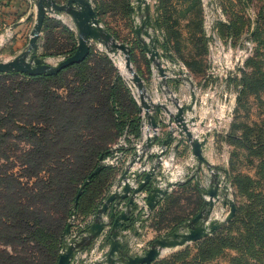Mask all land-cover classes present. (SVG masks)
Listing matches in <instances>:
<instances>
[{"label":"rangeland","instance_id":"rangeland-1","mask_svg":"<svg viewBox=\"0 0 264 264\" xmlns=\"http://www.w3.org/2000/svg\"><path fill=\"white\" fill-rule=\"evenodd\" d=\"M26 1L30 9L28 8L25 20H21L14 28H8L7 24L4 27L0 26V61L10 60L28 47L36 18V6L32 0ZM136 1L90 0L101 25L118 42L129 46L131 66L145 84L146 97L154 103L167 104L169 101L170 106L174 105L173 99L176 98L177 103L184 108V115L194 116L196 121L193 126H200L202 130L201 133H193L191 128L194 127H190L193 134L202 139L207 131L206 141L209 133H215L217 137L211 147L213 152L211 157L206 158L202 152L211 167L201 164L198 171H196L198 164L192 153L191 164L187 159L189 157L187 148L189 146L191 152V147L186 137L175 143L172 139L168 144L161 157L162 165L155 176L158 178L162 174L168 180L180 184L168 188L167 194L152 212L143 216L144 221H147L146 230L152 239L142 241L139 254L147 250L154 239L165 236L168 232L188 231L190 228L188 222L191 218L208 208V204L204 203L208 200V195L202 191L208 188L213 173H217L220 183L219 197L213 200L208 214L204 212L202 221L223 222L230 211L229 201L235 205L234 217L198 241L163 249L158 258L150 264L156 261H160V264H197L205 259L208 260L204 264H264V0H146L154 26L150 32L157 39L156 48L165 78L161 77L157 66L149 61V56L136 34V25L141 23ZM54 2L66 4L67 0ZM44 20L46 26L43 27L42 23L36 49L32 53L43 59V62L56 66L59 61L71 55L73 43L76 49L78 32L65 10L47 9ZM208 24L217 29V34L221 38L231 36L235 43L249 38L253 44L252 54L227 78L222 87L218 79L212 82L207 75L208 51L205 28ZM62 26L76 36L75 41L64 33ZM140 37L147 40L142 32ZM90 50L109 57L124 87L138 106L137 114L140 121V135L134 136L128 128L124 129L109 145L111 156L99 161V164L112 169L108 172V175L112 172V179L103 197L104 201L120 182L131 153L139 149L137 144L143 145L144 117L140 110L137 88L128 78V70L123 71L119 65L120 61L124 62V55L119 52L113 57L104 46L94 42L90 43ZM177 70L181 71V75L174 77ZM72 76L69 75V78ZM164 79L166 85L163 83ZM191 88L195 94V103L193 110L188 111L186 104L190 103ZM59 92L65 91L60 89ZM168 92L174 97L169 98ZM224 107L230 109V115L219 126L216 120L220 118V114L227 115ZM163 113L165 112L160 109V113L156 114L161 126L159 128L161 134H157L156 145L161 144L164 138L159 137L165 134L167 130L165 128H169L168 116L165 120L157 118ZM214 125L215 128L212 127ZM176 135L174 132L173 138ZM182 139L185 140L184 143L181 142ZM181 144L183 146L179 153L176 151L173 158L169 159V149L177 150ZM154 159L155 156L151 155L150 160ZM10 161L13 162L12 155ZM164 161L170 162V166L163 164ZM1 164L3 165L0 168L4 164L9 165L0 153ZM17 170L14 168V171ZM142 176L143 173L134 184ZM189 177L192 178L188 179ZM188 182H190L188 185H184ZM222 188L225 190L222 191ZM167 195L169 199L165 200ZM144 208L140 209L141 212ZM75 214L68 219L71 221L70 226L73 225L69 237L74 234L79 240L86 232L83 230L79 232L77 228L89 227L88 222H85L86 218L91 215L89 221H93L95 212L84 218H77ZM3 248L5 247L0 244V249Z\"/></svg>","mask_w":264,"mask_h":264},{"label":"trees","instance_id":"trees-1","mask_svg":"<svg viewBox=\"0 0 264 264\" xmlns=\"http://www.w3.org/2000/svg\"><path fill=\"white\" fill-rule=\"evenodd\" d=\"M137 112L109 57L92 50L57 74L0 73V153L9 163L0 168V264H57L80 185L124 129L140 135ZM110 169L102 166L84 186L77 218L99 208Z\"/></svg>","mask_w":264,"mask_h":264},{"label":"water","instance_id":"water-1","mask_svg":"<svg viewBox=\"0 0 264 264\" xmlns=\"http://www.w3.org/2000/svg\"><path fill=\"white\" fill-rule=\"evenodd\" d=\"M32 3L36 6V18L30 33L28 47L12 59L0 61V73L12 71L29 75L57 74L61 69L83 61L89 54L91 42L100 44L104 46L106 51L113 57L118 55L119 52L124 55L125 67L131 74L130 79L137 88L141 104L140 110L143 112V117L146 120L142 129L148 127V130H151V134L145 135L143 145L140 146L139 149L133 150L131 153L129 162L121 174L120 182L116 188L107 195L101 206L96 210L93 221L89 224L86 233L83 234L79 240H76L75 237H69L71 221H68L64 230V240L57 264H73L75 254L90 246L106 227L109 229V249L103 260L95 261L92 264H150L158 258L163 249L198 241L220 228L223 222L231 220L235 215V205L229 201L230 211L223 222L210 221L204 223L202 221L204 212L208 214L213 205V200H217L219 197L218 186L220 183L217 179V173L212 172L213 176L208 188L202 191L203 194L208 195V200L204 201L205 204H208V208L201 210L191 218L188 222L190 228L187 232H168L165 236L154 239L149 248L142 254H128V250L125 248L120 238L123 237L128 228L134 229L133 225L135 222L141 223L144 221L143 216L152 212L161 199L167 194L168 188L180 184V182L168 180L162 174H160L158 178L155 176L157 170L162 165L161 157L164 155L168 144L171 143L174 132L177 133V141H180L183 137H186L188 140L191 153L198 164L196 171H198L201 164H205L209 168L211 167L202 154L206 136L200 139V137L191 132L190 127H194L193 125L196 120L194 116L188 117L184 115V108L177 103L176 98L173 99L174 105H172L176 111L172 112L169 108L171 105H169V101L167 104L154 103L146 97L145 84L131 66L129 46L125 43L118 42L113 35L101 25L90 0H67L66 4H57L54 0H32ZM51 8L57 11H67L78 32V42L75 51L59 61L56 66L43 62V59L38 57L35 53H32V51L36 49V41L42 27L45 13L47 9ZM136 9L141 17V23L138 24V26L136 25L135 28L136 34L139 36L142 48L149 56V61L157 66L161 77L165 78V72L160 67L159 54L156 48L157 39L150 32L154 26L149 15V3L146 0H137ZM141 32L147 40H143V38L140 37ZM174 81L176 82L177 80ZM163 83L165 85L167 84L165 79ZM168 93L169 98L174 97L170 92ZM194 103L195 94L191 88L190 103L186 104V110L192 111ZM160 109L168 116L167 123L169 128L161 144L156 145L157 129L161 127L156 119V114L160 113ZM151 155L155 156L154 160H150ZM134 164H137L138 167L132 170L131 168ZM102 166L103 164H100L96 167L80 185L73 202L70 218L75 214L78 197L84 186L88 184L92 175L97 173ZM142 173V178L134 184ZM224 190L225 189L222 188V191ZM140 199L144 200L145 208L139 216L136 217L135 211L138 207V200ZM197 221L200 222L196 224ZM135 233L136 232L133 231V234Z\"/></svg>","mask_w":264,"mask_h":264},{"label":"crops","instance_id":"crops-1","mask_svg":"<svg viewBox=\"0 0 264 264\" xmlns=\"http://www.w3.org/2000/svg\"><path fill=\"white\" fill-rule=\"evenodd\" d=\"M28 8L30 9V5L28 6V3L26 0H0V26H6V24L8 25V28H14L15 26H17V24H19L21 22V20H25V18H27V12H28ZM170 110L172 112L175 111V108L173 106H169ZM197 113V112H196ZM162 114V113H161ZM157 118H161V120H165V118H167V115L165 113H163V115H158ZM200 126L191 128L193 129L192 132L193 133H201L202 130L199 128ZM200 130H199V129ZM168 130V128H165ZM198 129V130H197ZM166 130V132H167ZM161 129L159 130L160 133ZM166 132L165 134H163L162 136H160L159 138H165L166 137ZM207 136L208 132H205ZM204 133V134H205ZM161 134V133H160ZM203 135V134H202ZM209 137L206 141V143L203 145V154L206 158H210L211 155L213 154L211 147L213 146V143L215 141L216 134L215 133H209ZM178 138L177 135L173 138V143L177 142ZM182 143L185 142L184 139H182L181 141ZM183 146V144H181L177 150L176 149H169L168 152V158L172 159L173 155L177 153H179L180 148ZM173 147V146H171ZM187 151L189 153L188 154V161L190 162V164L192 163V161L190 159H192L191 152L189 149V146L187 148ZM129 157V155H127V158ZM164 164L166 166H170V162L165 161ZM181 164V167L183 168L184 166ZM165 165L163 166L165 168ZM187 165V164H186ZM189 165V163H188ZM137 168V164H134L133 167L131 168L132 170H135ZM141 213V210L139 208V206L137 207L136 211H135V216H139V214ZM91 215H89L86 218L85 222H88V226L92 221H89ZM105 220V219H104ZM147 221H143L141 223H134V229L132 230L131 228H128V230L125 232V234L123 235V237L120 238L121 241H123L125 248L128 250V254L130 255H138L140 250V244L142 243V241H149L152 239V237L150 236V233L147 232ZM106 231L102 232L94 241L93 243L88 246L87 248H85L82 251H78L75 254L74 257V263L75 264H92L93 262L97 261V257L101 254V255H105L107 254V251L109 249V242L107 241L108 239V232L109 229L108 227H106L105 229ZM133 231H135L136 233L133 234ZM144 251V250H143ZM142 251V252H143ZM73 263V264H74Z\"/></svg>","mask_w":264,"mask_h":264},{"label":"built area","instance_id":"built-area-1","mask_svg":"<svg viewBox=\"0 0 264 264\" xmlns=\"http://www.w3.org/2000/svg\"><path fill=\"white\" fill-rule=\"evenodd\" d=\"M206 33L205 37L207 40V51H208V69L207 75L211 78V81L219 80V84L222 87L223 83L227 81V78L235 73L237 68H240L244 62L249 58L253 51V44L249 38L242 40L240 43L233 42L231 36L221 38L217 34V29L212 25L208 24L205 28ZM174 77H179L181 71L177 70ZM210 82V85L212 84ZM213 92V91H212ZM211 92V93H212ZM223 104V103H221ZM181 105V104H180ZM225 111L226 113L220 114V118L216 120L217 125H221L229 117L230 109L228 107ZM228 110V111H227ZM205 118V116H203ZM145 118H143L142 124L145 125ZM216 125L212 126L215 128ZM210 129V128H208ZM159 129H157V134ZM142 136L145 137L144 132L142 131ZM144 139V138H143ZM137 147H140V144H137ZM165 162V161H164ZM164 164V163H163ZM139 208H144L145 203L143 200H138ZM104 228L102 232L106 231ZM100 233V234H101ZM70 237H75L76 235L72 234ZM141 246V244H140ZM105 255H99L97 259H104Z\"/></svg>","mask_w":264,"mask_h":264},{"label":"bare ground","instance_id":"bare-ground-1","mask_svg":"<svg viewBox=\"0 0 264 264\" xmlns=\"http://www.w3.org/2000/svg\"><path fill=\"white\" fill-rule=\"evenodd\" d=\"M120 68L123 69V71H126V67H125V62L120 61L119 62ZM125 68V69H124ZM127 72V71H126ZM129 74L128 78H131V74L129 73V71L127 72ZM144 134L147 136L148 134H151V130H148V127H144Z\"/></svg>","mask_w":264,"mask_h":264}]
</instances>
